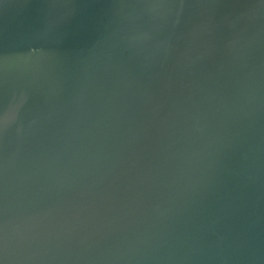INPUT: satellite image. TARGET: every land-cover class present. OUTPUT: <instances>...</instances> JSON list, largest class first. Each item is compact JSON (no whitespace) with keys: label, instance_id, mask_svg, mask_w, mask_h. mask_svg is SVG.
I'll list each match as a JSON object with an SVG mask.
<instances>
[{"label":"water","instance_id":"1","mask_svg":"<svg viewBox=\"0 0 264 264\" xmlns=\"http://www.w3.org/2000/svg\"><path fill=\"white\" fill-rule=\"evenodd\" d=\"M0 264H264V0H0Z\"/></svg>","mask_w":264,"mask_h":264}]
</instances>
